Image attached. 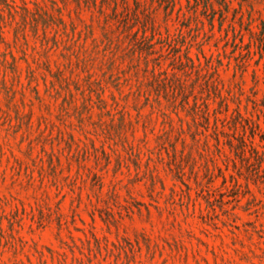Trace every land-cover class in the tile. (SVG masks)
Returning a JSON list of instances; mask_svg holds the SVG:
<instances>
[{
	"label": "rangeland",
	"instance_id": "obj_1",
	"mask_svg": "<svg viewBox=\"0 0 264 264\" xmlns=\"http://www.w3.org/2000/svg\"><path fill=\"white\" fill-rule=\"evenodd\" d=\"M25 1L46 36H0V264H264V170L214 132L243 134L216 94L264 112V0Z\"/></svg>",
	"mask_w": 264,
	"mask_h": 264
},
{
	"label": "trees",
	"instance_id": "obj_2",
	"mask_svg": "<svg viewBox=\"0 0 264 264\" xmlns=\"http://www.w3.org/2000/svg\"><path fill=\"white\" fill-rule=\"evenodd\" d=\"M97 1V0H95ZM22 5L20 6L15 0H0V36L3 35V30L5 26L8 24L9 19H16L17 16H20L21 19L25 24H33L35 28H37L42 22V25L44 27V34L46 36V8L41 6V4H35L34 10L30 9L28 6V3L25 0H21ZM96 5V4H95ZM40 19V20H39ZM20 26L18 25V29L16 30L18 32ZM146 36L145 32L143 34V37L137 38L138 42L146 41ZM152 48V47H150ZM150 48H147V50H143L139 48L137 51L138 54L141 56L144 54H147V56H153L155 55V52L149 51ZM203 57L205 58L207 62V69L206 73L204 74V77L206 78L208 72L212 74H217L218 73V67L213 64V61L211 58H207V56L204 55L203 52H201ZM162 57V56H160ZM146 58V57H145ZM183 58L186 61V64H189L190 70L197 72L198 74H201L204 70L202 67L201 60L199 57H197L199 63L196 64L194 60L190 57L189 52H186L183 56ZM179 62L180 65L184 64L182 57H179ZM160 66V65H159ZM178 72H181V69L173 67L172 68V73H169V71L162 70L160 69V75L166 76L167 78H170L169 76H172L173 78L180 79L178 77ZM155 77V75H154ZM211 87H213L214 90H218V87L215 82H211ZM221 103L226 105L225 112L227 114H230V116L227 118L225 117L223 121L228 125L230 123L229 119H231L234 128H239L240 126L243 128V134L239 137L233 138V140L230 139L229 134H226L227 136L225 137V141L221 140L220 135H224V132H221L218 128V126L215 127V133L218 136L217 138V146L219 148V151L221 153H224V148H222V144H227L229 145L230 149L233 151V154L235 158H239L240 161L246 162L248 165H254V164H259L260 170H264V152L260 151L257 145L255 144V137L260 136L261 139L264 141V112L261 110H258L256 113L255 117H244L243 115L240 114L239 111L234 110L230 112L229 106L226 103V100L218 96ZM100 102L104 103V100L100 98ZM197 106V103H195ZM115 106L119 107L120 104L116 101ZM199 108V107H197ZM209 114V113H208ZM222 114V113H221ZM222 120V119H221ZM219 117H216V125L219 121H221ZM249 131L251 140L249 139V136L247 135ZM224 137V136H223ZM207 138V137H206ZM237 141V143L235 142ZM209 143V142H207ZM227 158L231 161L234 160L232 159V156L226 155ZM236 161V160H235ZM233 161V163L236 164V162ZM234 164V165H235ZM236 166V165H235ZM233 178V176H231ZM235 184V186H237Z\"/></svg>",
	"mask_w": 264,
	"mask_h": 264
}]
</instances>
